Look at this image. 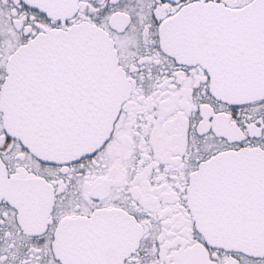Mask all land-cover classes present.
<instances>
[{
    "label": "snow or ice",
    "instance_id": "1",
    "mask_svg": "<svg viewBox=\"0 0 264 264\" xmlns=\"http://www.w3.org/2000/svg\"><path fill=\"white\" fill-rule=\"evenodd\" d=\"M0 264H264V0H0Z\"/></svg>",
    "mask_w": 264,
    "mask_h": 264
}]
</instances>
